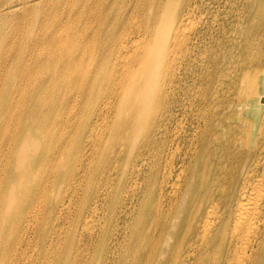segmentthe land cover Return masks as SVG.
I'll return each instance as SVG.
<instances>
[{
	"label": "bare ground",
	"instance_id": "1",
	"mask_svg": "<svg viewBox=\"0 0 264 264\" xmlns=\"http://www.w3.org/2000/svg\"><path fill=\"white\" fill-rule=\"evenodd\" d=\"M0 264H264V0H0Z\"/></svg>",
	"mask_w": 264,
	"mask_h": 264
},
{
	"label": "rangeland",
	"instance_id": "2",
	"mask_svg": "<svg viewBox=\"0 0 264 264\" xmlns=\"http://www.w3.org/2000/svg\"><path fill=\"white\" fill-rule=\"evenodd\" d=\"M214 8H215V7H213V6H209V8H208V14L211 15V18L213 17V12H215V11H213ZM196 18H197V19H196ZM198 18H200V16H199V12H198V14L195 15V22H196V23L199 22V20H200V19H198ZM197 20H198V21H197ZM132 24H135V22H133ZM133 30L136 31V29H133ZM133 34H135V32H134Z\"/></svg>",
	"mask_w": 264,
	"mask_h": 264
}]
</instances>
